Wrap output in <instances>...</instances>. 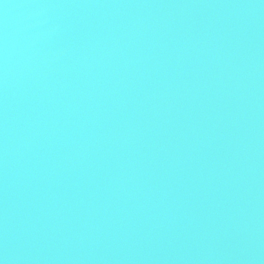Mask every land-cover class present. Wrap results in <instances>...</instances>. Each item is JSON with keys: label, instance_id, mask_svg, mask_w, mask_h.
<instances>
[{"label": "water", "instance_id": "95a60500", "mask_svg": "<svg viewBox=\"0 0 264 264\" xmlns=\"http://www.w3.org/2000/svg\"><path fill=\"white\" fill-rule=\"evenodd\" d=\"M0 264H264V0H0Z\"/></svg>", "mask_w": 264, "mask_h": 264}]
</instances>
